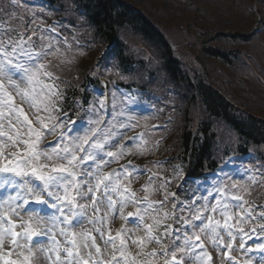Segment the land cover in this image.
Instances as JSON below:
<instances>
[{"label": "snow or ice", "instance_id": "1", "mask_svg": "<svg viewBox=\"0 0 264 264\" xmlns=\"http://www.w3.org/2000/svg\"><path fill=\"white\" fill-rule=\"evenodd\" d=\"M23 2L24 0H8L6 7H0V12L12 18L16 15L15 9ZM43 38L42 35L41 39ZM36 47L31 37L26 40L23 34L13 38V35L6 31L0 36V57L3 58L0 60V117L7 121L10 130H14L5 132L4 125L0 123V137L7 135L12 147L24 144L23 151L17 150L9 155L0 151V187L17 189L14 195L5 198L4 207L0 210V222L6 221V225L0 229V250L4 249L6 244L11 246L6 254L0 251V264H33L30 245L34 238L37 246H41L45 239L48 241L49 253L55 254L54 259L49 256L51 264H121V261L123 264H160L161 259L163 264H182L185 257L178 258L177 252L187 253L189 264L193 254L198 264H212V257L204 250L202 235L213 247L235 250L232 243L237 239L234 227H237L241 234L240 250H253L247 246V240L252 239L253 234L264 233V227L259 229V233L255 227L251 229V233L240 227L245 220L253 219V213L245 207L248 201L243 200L238 193H231L227 186H217L218 196L214 205L205 203L200 208L193 207L194 200L185 203L177 200V194L172 193V210L165 211L163 216L160 212L163 211L164 204L161 203L160 208H153L149 202L148 209L155 213L151 216L153 224L146 227L144 237L132 240V244L137 248L136 256L129 252L127 238L119 232L115 237L109 233L107 239H104L102 225L105 217H88L89 202L94 214L100 212L102 205H106V209L116 211L117 201L113 199V194H119V212L122 219L123 208L129 202L136 203L135 193L129 195L127 187L121 190L122 173L130 175L133 170L124 168L120 172L104 171L105 167L126 154L123 145L118 152L112 150L122 137V133L112 131L117 126V118L114 115L112 123L104 122L102 110L105 105L101 100L100 109L90 105L89 125L97 127L86 126V129H77V122L58 104L62 94L57 90L52 72L43 62L53 52L46 50L44 46H40V50L36 51ZM10 68L22 71L21 82L26 83L25 89H20ZM13 92L21 95L23 99L31 98L29 102L36 107L37 112L46 113L44 117L37 116L36 122L41 126V130L34 128L33 121L29 120L23 108L15 104ZM36 101L40 103L37 104ZM41 104L43 107H40ZM77 107H82V102L78 103ZM57 120L58 123L55 122ZM102 123L104 127H100ZM118 123L120 128L128 127L127 120L121 119ZM65 125H70L66 133L61 132L59 139L47 149H39L44 129H47L46 134L50 135L57 128L63 129ZM25 135L27 139H24ZM133 144H136L135 138ZM257 171L264 172V166H260ZM137 174L140 173L137 171ZM123 178L127 179V176ZM167 184L166 181L163 187H167ZM232 187L236 188V184ZM167 196L166 192V200ZM229 197L231 201L236 202L232 206L243 213L236 225L230 223L233 215L229 211ZM185 211L190 213L189 217L183 215ZM209 211L219 212L224 217L223 223L214 220L212 215H203ZM175 212L180 214L174 215ZM24 215H27L26 221ZM131 215L129 213V216ZM13 217L20 219L19 228ZM261 218L264 219V212L261 213ZM139 219L143 221L144 216L141 215ZM169 219H174L181 227L173 229L172 225L167 223ZM85 221L94 226V230L104 241L105 248L111 245L113 252L110 259L103 258L95 236H91L87 231L77 233L72 230L74 222L81 224ZM162 222L163 231L160 232ZM98 224L101 226L96 227ZM220 229L227 234V242ZM154 232L157 234L154 235ZM58 237L63 238V247ZM148 245L153 246L152 251H145ZM256 249L264 253V241L256 244ZM61 251L66 253L64 257L61 256ZM13 252L17 256L16 259L11 258ZM245 264L249 262L245 261ZM260 264H264V256L260 257Z\"/></svg>", "mask_w": 264, "mask_h": 264}, {"label": "trees", "instance_id": "2", "mask_svg": "<svg viewBox=\"0 0 264 264\" xmlns=\"http://www.w3.org/2000/svg\"><path fill=\"white\" fill-rule=\"evenodd\" d=\"M50 1L80 9L93 30L91 39L97 45L112 46L110 53L122 70L145 68L142 59L133 57L131 48L139 49L141 45L150 52L157 61V72L167 81V87L176 92L175 105L181 116L173 138L176 140L174 147L187 162L188 174L197 175L212 165L214 124L234 130L242 147L251 144L257 146V151L264 152V34L249 35V21L253 17H247L254 0H213L209 3L213 8H200L198 22L201 26L220 18L223 24H217L218 28L234 27L238 32L231 29L226 34L213 31L202 37L206 29L196 28L193 17L187 22L193 24V30L197 29L196 38H192L186 28L177 34L176 40L166 34L163 26L156 22L158 20L148 18L155 16L146 0ZM206 1L178 0L176 4L188 11L195 2L204 6ZM0 6H6L5 0H0ZM257 6L262 13L264 0ZM140 7L148 10V14L142 13ZM170 8L159 17L162 21L179 17L181 11ZM230 14L238 15L239 20L232 18L234 16H230V21L225 20ZM204 42L213 45L207 46ZM173 44L180 45L181 50L175 52ZM242 45L245 47L241 48ZM70 70L71 84L65 87L67 93L72 94L79 87L77 80L74 82L76 77L81 81L89 78L91 63L75 59Z\"/></svg>", "mask_w": 264, "mask_h": 264}, {"label": "rangeland", "instance_id": "3", "mask_svg": "<svg viewBox=\"0 0 264 264\" xmlns=\"http://www.w3.org/2000/svg\"><path fill=\"white\" fill-rule=\"evenodd\" d=\"M146 1H147L146 3L149 6L148 8L154 9L152 12L154 13L153 15L155 16V18H153L152 16H149L148 18L152 19V21L158 20L156 22L163 26V30L166 32V34L170 38H172V39L174 38L175 40H176L175 37L177 36V34H179L180 32H183V30H186V28L189 29L190 36L192 38H194V37L196 38V36H195V34L197 33L196 32V30H197L196 28H197V26H201L200 23L198 22V21H200V20H198V18H199V16H201L200 10L201 9L203 10L206 7L213 8V6L209 5V3H211L213 0H207L206 1V5H204V6H201L200 2H195V5L194 4L192 5L193 8H191L188 11H186V10L184 11L183 7H181L178 4H176V1H178V0H146ZM169 2H171V3L174 2V4H169ZM197 4H199V5H197ZM135 6H137V5H135ZM170 7H174L175 10L181 11L179 17L178 18H176V17L175 18H171V20L167 21V22L162 21L161 18H159V17H161V14L163 12L169 11L171 9ZM216 8H217V6H216ZM141 9H142V11L141 10L140 11L142 13L148 14L147 13L148 10H146L145 8H141ZM230 16H234L232 18H235V19L239 20V16L238 15H234V14H230L228 17L225 18V20L230 21L229 20ZM193 17H194V20H195V27H196V28L194 27V30H193V24H189L190 23L189 21L187 22V19H191ZM247 17H249V16H247ZM211 19H212V17H211ZM216 19L218 21H211L210 25L201 26V28L206 29L205 30L206 32H203L204 34H203L202 37H205V34L209 35V32H213V31L219 32V33H222V34H226L231 29V31L234 30L232 32H235V31L238 32L237 31L238 29H236L234 27L233 28H229V29L222 28V27L218 28V26H216V25L218 24L220 26V24H223V21L221 23L220 18H216ZM234 21H236V20H234ZM256 23H257V21H254V27L256 26ZM211 25H212V27H211ZM241 33H244V32H241ZM252 33L253 32L251 31L249 33V35H252ZM204 43L206 44V42H204ZM206 45L210 46V45H213V44H211L209 42ZM242 47L244 48L245 46L242 45L241 48ZM175 48H176L177 51L181 50V46L178 45V44H177V46L175 45ZM246 49H247V47H246ZM20 72H22V71H20ZM22 76H23V73L18 75V77L17 76H15V77L13 76L14 80L19 85L21 90L25 89V87H26V83L25 82H21ZM4 83L7 85V81L6 80L4 81ZM13 97H14V100L20 104V108H23L24 113L28 116L29 120H31V121H33L34 123L37 124L36 120H37V116H39V113H37L35 107L30 104V102H29L30 98L29 99H23L21 97V95L17 94L16 92H13ZM105 99H106L105 102L108 103L109 99H108V95L107 94H105ZM5 115H7V113H5ZM1 119H2L1 123L4 125V129L3 130L5 132H9V131H13L14 132V130H10L8 128L7 121L5 119H3L2 117H1ZM125 120L128 121V127L119 128L120 133H122L123 135H122L121 138H119V144H117V146L112 149L113 151H117V152L120 151L121 139L123 137L128 136V133H130L133 130L134 127L138 126L139 124H143L144 123V116H142L141 114L140 115L139 114H135L133 116L125 118ZM13 122L15 123V121H13ZM25 131H26V129H25ZM5 138H6L5 140L0 139V151H2V152H11V153L15 152L17 150L23 151L24 144L21 143V144L17 145L16 147H12L11 146V142L8 141V139H7V135H5ZM26 138H27V136L25 135L24 139H26ZM124 151H125L126 154L123 155L122 157H120L117 160V162H122L124 160L129 159V158H132V156L135 154L131 147H124ZM111 169H112V164L109 165L107 170L111 171ZM178 177H179V174L177 173L175 175V178H178ZM7 190L8 189L5 186L0 187V199L3 198L4 195H6L5 191H7ZM114 197H115V199H117V203L120 206V203H119L120 198H118L117 194H115ZM200 198H201V200H199V208L202 205V201L204 202V204L207 203V204L213 205V203H214L213 199H210V201H208V200H206V199H204L202 197H200ZM3 206H4V204H3V202H1L0 210L3 209ZM128 209H129V207H128ZM117 210H118V208H117ZM106 212H107V215H105ZM87 214H88V217H92L94 219L96 217H105L103 225H102V227L104 229V232H105V236H108L109 233H111V235H113V234H116V233L119 232L121 234V236L127 238L129 252L133 256H136L137 248H136L135 245L132 244V240L143 237L142 231L139 228H134V227L129 226L124 221V218L123 219L121 218L120 212L113 213V212L110 211V209H106V205H102L101 208H100V212L94 214L93 211H92V205L89 202L88 208H87ZM123 215H124V212H123ZM204 215L205 216L212 215L214 220L218 219V220L221 221V218H218L219 215L217 213H212V212L209 211V212H204ZM13 219H14L15 222L21 223V221H20V219L18 217H13ZM25 219H26V216L24 215V220ZM78 219H83V218H78ZM100 226L101 225H99V224L96 225V227H100ZM0 227H1L0 229L3 228L1 223H0ZM144 229H146V228H144ZM72 230L76 231L77 233H83V232L87 231V232H89V234L91 236H95L97 245L101 247V252L103 253V258L104 259H106V258L110 259L111 254L113 252V249H112L111 246H107V248H105L104 241L100 238L99 233L94 230V226L93 225H90L89 223H87L85 221L84 223H81V224H78L77 226H75ZM104 239H105V237H104ZM207 242H208L207 243L208 244V253L212 257V264H227V263H225L223 261L222 252L219 250V248L213 247L212 243L209 240H207ZM117 243H118V241H117ZM239 245H240V243L238 241H235L233 243V248L235 249V252H236L235 254H237V253L241 254L243 252L242 250H240ZM147 247H153V246L152 245H148ZM40 249L41 248H38V247L32 249V252H33V256H32L33 264H49L50 263L49 257H47L45 254H43V251H41ZM9 250H10V248L8 246H5L4 249H2L0 251H2L4 254H6ZM38 250H40L42 252V254ZM37 257H39V258H37ZM11 258L12 259H16L17 258L15 252H13V255H12ZM121 264H123V261H121ZM184 264H189V260L187 259V253H186V256H185ZM191 264H198V261L196 259L195 254H193L192 257H191Z\"/></svg>", "mask_w": 264, "mask_h": 264}, {"label": "bare ground", "instance_id": "4", "mask_svg": "<svg viewBox=\"0 0 264 264\" xmlns=\"http://www.w3.org/2000/svg\"><path fill=\"white\" fill-rule=\"evenodd\" d=\"M39 258V257H38Z\"/></svg>", "mask_w": 264, "mask_h": 264}]
</instances>
